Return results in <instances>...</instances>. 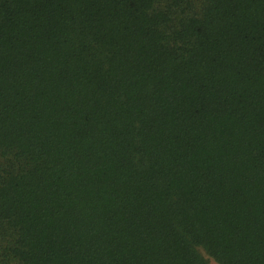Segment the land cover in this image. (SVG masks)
Instances as JSON below:
<instances>
[{"label": "trees", "instance_id": "trees-1", "mask_svg": "<svg viewBox=\"0 0 264 264\" xmlns=\"http://www.w3.org/2000/svg\"><path fill=\"white\" fill-rule=\"evenodd\" d=\"M264 264V0H0V264Z\"/></svg>", "mask_w": 264, "mask_h": 264}, {"label": "rangeland", "instance_id": "rangeland-1", "mask_svg": "<svg viewBox=\"0 0 264 264\" xmlns=\"http://www.w3.org/2000/svg\"><path fill=\"white\" fill-rule=\"evenodd\" d=\"M199 253L203 256V258L206 260L207 264H217L213 259L208 257L201 249H198Z\"/></svg>", "mask_w": 264, "mask_h": 264}]
</instances>
